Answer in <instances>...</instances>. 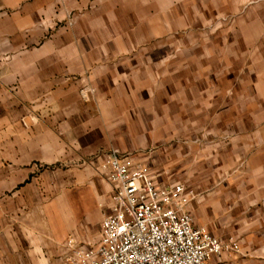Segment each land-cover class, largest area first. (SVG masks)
<instances>
[{
  "label": "crops",
  "instance_id": "0c3cea01",
  "mask_svg": "<svg viewBox=\"0 0 264 264\" xmlns=\"http://www.w3.org/2000/svg\"><path fill=\"white\" fill-rule=\"evenodd\" d=\"M85 1L71 0L72 8ZM60 2L0 0V264H65L67 239L97 243L112 205V185L85 161L116 146L115 72L121 77L130 64L111 55L131 48L111 52L82 43L99 37L88 25L90 13L76 29H56L67 14ZM244 2L217 5L237 9ZM262 6L253 21L264 25ZM87 85L98 91L86 97ZM261 139L245 144L251 153L235 161L234 175L193 180L195 224L240 243L239 251L215 255L212 264H264Z\"/></svg>",
  "mask_w": 264,
  "mask_h": 264
},
{
  "label": "rangeland",
  "instance_id": "374dc122",
  "mask_svg": "<svg viewBox=\"0 0 264 264\" xmlns=\"http://www.w3.org/2000/svg\"><path fill=\"white\" fill-rule=\"evenodd\" d=\"M60 1L67 14L56 29H76L90 13L93 22L83 27L93 24L99 37L82 43L131 48L111 55L130 64L122 78L115 72L116 146L87 164L107 180L100 163L118 150L147 164L160 185L185 184L193 201V180L235 174V161L251 153L245 144L264 138V25L253 21L264 0L237 9L218 0H89L76 9ZM97 89L87 85L82 93ZM216 236L239 244L224 252L240 250L235 238Z\"/></svg>",
  "mask_w": 264,
  "mask_h": 264
},
{
  "label": "built area",
  "instance_id": "2783aa9c",
  "mask_svg": "<svg viewBox=\"0 0 264 264\" xmlns=\"http://www.w3.org/2000/svg\"><path fill=\"white\" fill-rule=\"evenodd\" d=\"M100 171L113 187L99 241L79 244L69 238L65 264H212L239 244L195 224L189 210L193 191L183 183L160 185L142 161L114 150Z\"/></svg>",
  "mask_w": 264,
  "mask_h": 264
}]
</instances>
